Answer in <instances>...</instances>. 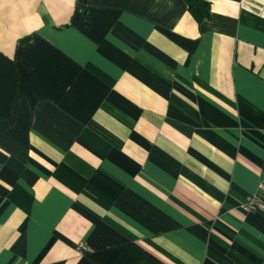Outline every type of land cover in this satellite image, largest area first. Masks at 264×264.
I'll return each mask as SVG.
<instances>
[{
    "label": "crops",
    "instance_id": "crops-1",
    "mask_svg": "<svg viewBox=\"0 0 264 264\" xmlns=\"http://www.w3.org/2000/svg\"><path fill=\"white\" fill-rule=\"evenodd\" d=\"M205 1L0 0V264H264V0Z\"/></svg>",
    "mask_w": 264,
    "mask_h": 264
},
{
    "label": "trees",
    "instance_id": "trees-1",
    "mask_svg": "<svg viewBox=\"0 0 264 264\" xmlns=\"http://www.w3.org/2000/svg\"><path fill=\"white\" fill-rule=\"evenodd\" d=\"M190 13L196 19H202L209 14L210 5L205 0H186Z\"/></svg>",
    "mask_w": 264,
    "mask_h": 264
},
{
    "label": "built area",
    "instance_id": "built-area-1",
    "mask_svg": "<svg viewBox=\"0 0 264 264\" xmlns=\"http://www.w3.org/2000/svg\"><path fill=\"white\" fill-rule=\"evenodd\" d=\"M258 207H260V204L258 202V199L254 197V198L248 199V201L245 204H243L242 209L249 211L255 208L258 209ZM77 248L80 252H84V251L86 252L87 250V246L82 241L78 243Z\"/></svg>",
    "mask_w": 264,
    "mask_h": 264
}]
</instances>
